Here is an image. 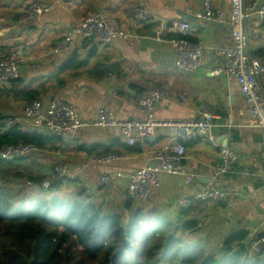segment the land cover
Segmentation results:
<instances>
[{
    "label": "crops",
    "instance_id": "crops-1",
    "mask_svg": "<svg viewBox=\"0 0 264 264\" xmlns=\"http://www.w3.org/2000/svg\"><path fill=\"white\" fill-rule=\"evenodd\" d=\"M30 1L0 0V56L15 53L20 58L17 82L0 85V113L5 117V126L17 124L22 130L49 134L23 118V105L30 98L43 105L53 100L70 103L84 120L93 119L106 108L119 121L145 119L146 115L136 109L135 98L152 87L164 89L170 95L167 102L155 106L154 117L160 121L197 119L200 104L206 103L216 116L215 141L236 154V163L226 173L216 175L218 150L198 139L186 145L182 160L186 174L194 180L188 183L181 177L161 175L160 185L150 198L143 202L133 200L134 206L144 213L152 211L161 215L173 224L183 219L195 220L196 231L183 235L186 243L216 247L224 237L242 231L247 234L245 244L251 255L264 250L261 134L247 126L250 112L237 85L208 74L221 62L218 51L232 44L229 25L198 19L196 15L204 9L203 0H64L63 3L35 0L49 10L34 23L16 24L18 13ZM210 1L213 9L222 11L225 17L229 15V0ZM138 3L143 5L144 21H136L129 12ZM95 12L104 15L111 28L128 31L133 37L109 44L76 37L69 49L51 54L57 40L76 22ZM181 21L189 22L190 38L203 47L200 68L193 74L176 69V52L169 42L176 35L168 27ZM245 28L250 50L264 59V18L251 16ZM73 54L85 63L78 68L61 69ZM259 82L264 90V76ZM227 96L231 98L229 106L224 103ZM147 138L129 146L113 129L82 128L72 139H51L33 154L6 165L4 170L9 174L0 181L6 185V182L22 183L25 198H34L33 195L47 199L52 194L27 185L28 180H55L52 167L64 163L76 180L65 182L53 195L74 198L82 191L85 201L100 207L104 213L120 214L126 223L124 176L149 164L153 151L175 142L173 131L167 128H158ZM107 153L123 155L124 159L107 165L86 163L88 157ZM101 175L110 178L108 185L99 183ZM206 184L235 191L237 196L226 204L193 202L188 208L191 209L182 214L176 200L183 195L191 196Z\"/></svg>",
    "mask_w": 264,
    "mask_h": 264
},
{
    "label": "built area",
    "instance_id": "built-area-1",
    "mask_svg": "<svg viewBox=\"0 0 264 264\" xmlns=\"http://www.w3.org/2000/svg\"><path fill=\"white\" fill-rule=\"evenodd\" d=\"M63 3L64 0H56ZM203 12L196 15L198 19L207 23L224 24L230 27L231 46L220 49L221 62L212 67L208 72L209 77L222 78L226 82H234L238 91L246 103L250 119L247 126L258 129L261 134V158L264 159V90L260 86V78L264 76V59L250 50L246 21L253 15L264 18V0H229V15L225 17L222 11L213 9L210 0H203ZM142 3L134 4L130 8V14L136 21H144L146 16ZM48 6H43L37 1H30L26 8L20 11L16 17V24L28 25L36 22L45 12ZM168 31L176 35L169 42L176 52V69L183 74L195 73L201 65L202 45L200 42H191V27L189 22L181 21L168 27ZM91 43L109 44L112 41L128 40L133 34L128 31L113 29L108 20L99 12L90 14L76 22L70 30L51 48V54L57 55L66 51L74 44L75 38ZM20 58L15 53L0 56V84H5L18 78V66ZM169 93L159 87H152L148 91L139 94L135 98L137 111L146 115L144 120H116L110 110L102 108L91 120L81 119L75 107L62 100H53L43 105L39 100L24 103L23 118L34 127L44 128L54 136L64 139H72L78 130L82 128L113 129L129 146L138 141L153 136L158 128H167L173 131L174 143L160 150L153 151L149 156V164L129 172L124 176L126 180L127 197L134 201H147L152 191L156 190L161 175L184 178L190 183L194 179L186 174L182 160L186 152V145L198 139H204L218 150L219 163L215 166L216 175L226 173L237 161L236 154L228 148H224L215 141L213 129L215 128L214 115L211 107L200 104L197 110V119L187 121H160L154 117V109L157 104L167 102ZM231 98H224L225 106L230 105ZM4 128V129H2ZM6 131L7 126L0 127ZM37 151L33 145L18 143L5 146L0 149V160L13 161L21 159ZM123 155L107 153L92 156L86 159L88 165H107L115 161L123 160ZM56 180L73 182L76 175L71 173L69 167L59 163L52 167ZM110 178L101 175L99 183L108 185ZM48 187L43 182L41 189ZM264 195V190L262 191ZM237 193L235 191L220 190L212 184L204 185L198 192L191 196H181L176 200L182 210L188 209L193 202L211 204L213 202L230 203ZM264 242V239H261Z\"/></svg>",
    "mask_w": 264,
    "mask_h": 264
},
{
    "label": "trees",
    "instance_id": "trees-1",
    "mask_svg": "<svg viewBox=\"0 0 264 264\" xmlns=\"http://www.w3.org/2000/svg\"><path fill=\"white\" fill-rule=\"evenodd\" d=\"M84 63L73 54L61 69ZM4 119L0 113V127L6 125ZM2 129L0 149L18 143L38 149L51 139H63L22 130L17 124ZM14 161L0 160V168ZM28 182L52 195L47 199L20 195L14 203L11 193L0 188V264H264V250L251 255L245 232L224 237L216 247L186 243L183 235L196 231L195 220L173 224L152 211L144 213L127 197L123 208L128 219L123 223L120 214L104 213L85 201L82 191L74 198L53 195L69 181L30 178ZM43 182L48 183L46 189L40 188Z\"/></svg>",
    "mask_w": 264,
    "mask_h": 264
},
{
    "label": "rangeland",
    "instance_id": "rangeland-1",
    "mask_svg": "<svg viewBox=\"0 0 264 264\" xmlns=\"http://www.w3.org/2000/svg\"><path fill=\"white\" fill-rule=\"evenodd\" d=\"M40 19V18H39ZM38 19V20H39ZM37 20V21H38ZM3 103H4V101H3ZM2 104V103H1ZM14 173V171H12L11 172V175ZM9 173L7 172V170H4V167L3 168H0V178H5V176L6 175H8ZM16 178V177H15ZM15 178H13V180L15 179ZM7 183V185L4 183H2L1 181H0V188L1 189H3V190H6V191H9L10 193H11V198H12V201L14 202V203H16L17 202V199L20 197V195H22L23 193H24V187H23V185H22V183L21 184H18V185H13L12 183V185H10L9 184V182H6ZM32 197H35V196H33L32 195Z\"/></svg>",
    "mask_w": 264,
    "mask_h": 264
},
{
    "label": "water",
    "instance_id": "water-1",
    "mask_svg": "<svg viewBox=\"0 0 264 264\" xmlns=\"http://www.w3.org/2000/svg\"><path fill=\"white\" fill-rule=\"evenodd\" d=\"M148 138H149V137H148ZM148 138H147V139H148Z\"/></svg>",
    "mask_w": 264,
    "mask_h": 264
}]
</instances>
